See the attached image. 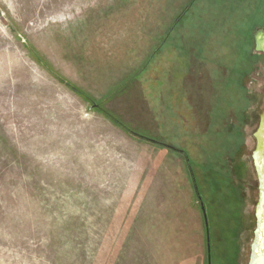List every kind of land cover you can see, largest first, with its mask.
I'll list each match as a JSON object with an SVG mask.
<instances>
[{"label":"rangeland","instance_id":"obj_1","mask_svg":"<svg viewBox=\"0 0 264 264\" xmlns=\"http://www.w3.org/2000/svg\"><path fill=\"white\" fill-rule=\"evenodd\" d=\"M263 27L264 0H0V264L179 261L146 209L163 155L200 198L185 244L202 206L210 264H247Z\"/></svg>","mask_w":264,"mask_h":264},{"label":"crops","instance_id":"obj_2","mask_svg":"<svg viewBox=\"0 0 264 264\" xmlns=\"http://www.w3.org/2000/svg\"><path fill=\"white\" fill-rule=\"evenodd\" d=\"M160 159L156 161L158 169H156L154 176L158 190L157 204L152 206L148 199L146 206L148 210L156 208L157 211H160L158 218H161V220L157 221L155 227H151L152 242H160L156 244V247L157 253H161V257L166 256V258L170 259L176 255L179 258V261H176V263L166 260L165 264H181L186 258L185 263L188 260L191 262L189 264H206V259L208 260L209 255L208 233L204 223L205 215L202 210H199L198 217L196 218V223H198L201 233H195L196 238L193 244H185L186 236H183L185 233L184 228L187 230L188 227L187 222L190 216L189 211H191V191L193 188L191 175L186 167V161L184 163L186 169H183L184 165L182 167L181 164H177L174 168L170 169L165 164V155ZM193 194H195L194 188ZM182 220H185L184 223L181 222ZM175 243H181L177 251L174 249Z\"/></svg>","mask_w":264,"mask_h":264},{"label":"water","instance_id":"obj_3","mask_svg":"<svg viewBox=\"0 0 264 264\" xmlns=\"http://www.w3.org/2000/svg\"><path fill=\"white\" fill-rule=\"evenodd\" d=\"M256 33L258 35V37H256L258 45H259L258 50L264 53V29H258ZM254 138L256 140V146H255V150L252 156H253L254 167L256 169L259 184H260V199H259V203L257 206V217H258L259 229L256 231V234H255L256 238H255L254 244L251 246V256H250L249 264H264V253L263 251H261V246H260L261 244L259 243L260 241L258 237V233L260 230V224H261V220H260L261 205H262V202L264 201V188H263V182H264V168H263L264 166V109L260 115L259 125H258L257 130L254 133ZM201 209L203 212L202 206H201ZM207 241H208V234H207ZM208 264H210L209 255H208Z\"/></svg>","mask_w":264,"mask_h":264},{"label":"flooded vegetation","instance_id":"obj_4","mask_svg":"<svg viewBox=\"0 0 264 264\" xmlns=\"http://www.w3.org/2000/svg\"><path fill=\"white\" fill-rule=\"evenodd\" d=\"M260 29H264V27L263 28H260ZM256 37L254 39L257 42V38ZM259 119H260V115H259ZM258 125H259V123H258ZM263 168H264V166H263ZM256 175H257V172H256ZM257 182H258L259 194H258V200H257L256 206H258L259 199H260V184H259V180H258V175H257ZM263 188H264V182H263ZM260 216H261V218H260L261 224H260V230H259V233H258V237H259V241H260L259 243L261 244L260 245L261 246V251H263V253H264V247H263V245H264V201L262 202V205H261ZM254 217H255V228H254V232H253L252 245L254 244V241H255V238H256V235H255L256 234V231L259 229V227H258V217H257V207H256V213L254 214ZM250 256H251V248H250L249 260H248V263L247 264H249V262H250ZM241 257H242V255L240 256V251H239L238 252V255H237V262H236V264H242Z\"/></svg>","mask_w":264,"mask_h":264},{"label":"trees","instance_id":"obj_5","mask_svg":"<svg viewBox=\"0 0 264 264\" xmlns=\"http://www.w3.org/2000/svg\"><path fill=\"white\" fill-rule=\"evenodd\" d=\"M174 28H175V26H174ZM174 30V29H173ZM173 30H172V32H173ZM171 32V33H172ZM167 40H169V38L167 39H165V41H167ZM74 91L78 94V95H80V97H82V98H84V99H86V100H89L88 99V97L87 96H84L79 90H77V89H74ZM101 114H103V116L107 119V120H109L113 125H115L116 127H118V128H120V129H122V130H124V131H126V132H128V133H130L131 135H135V136H137L136 134H134L121 120H119L113 113H111L110 111H108V110H106V109H104V111H101ZM157 145H159V146H161V147H164V148H167L164 144H157ZM180 154V153H179ZM185 161L187 162V160L185 159ZM191 175V177H192V174H190ZM191 180H192V185H193V188H194V193H195V195L197 196V199L198 200H200V198L198 197V194H197V191L195 190V185H194V179H193V177L191 178ZM204 223H205V221H204ZM205 227H206V225H205ZM206 229H207V227H206ZM208 255V254H207ZM206 264H208V260L206 259Z\"/></svg>","mask_w":264,"mask_h":264}]
</instances>
